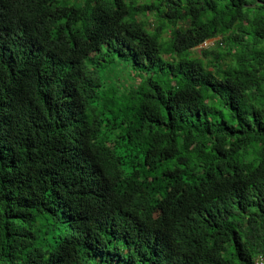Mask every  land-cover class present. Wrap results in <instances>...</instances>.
Instances as JSON below:
<instances>
[{
    "label": "trees",
    "instance_id": "trees-1",
    "mask_svg": "<svg viewBox=\"0 0 264 264\" xmlns=\"http://www.w3.org/2000/svg\"><path fill=\"white\" fill-rule=\"evenodd\" d=\"M259 254L264 0H0V264Z\"/></svg>",
    "mask_w": 264,
    "mask_h": 264
},
{
    "label": "rangeland",
    "instance_id": "rangeland-1",
    "mask_svg": "<svg viewBox=\"0 0 264 264\" xmlns=\"http://www.w3.org/2000/svg\"><path fill=\"white\" fill-rule=\"evenodd\" d=\"M152 20H153V16L148 15V21L152 22ZM217 40H219L218 37L210 40L207 43V45H205L204 47H208V46L215 47L217 45L215 43ZM142 73L144 74L143 71H141L140 69L132 68L131 66L126 64V62L114 63V64L110 65V67L108 68V72L105 75V80L107 82L106 83L107 85L112 83V84H116L118 87H121L122 89H124L122 87V85L124 83L129 84L132 81H134L135 83H138V79L140 77L139 74H142ZM115 78H116V80H114Z\"/></svg>",
    "mask_w": 264,
    "mask_h": 264
},
{
    "label": "built area",
    "instance_id": "built-area-1",
    "mask_svg": "<svg viewBox=\"0 0 264 264\" xmlns=\"http://www.w3.org/2000/svg\"><path fill=\"white\" fill-rule=\"evenodd\" d=\"M255 262L256 264H264V255L263 254L257 255L255 258Z\"/></svg>",
    "mask_w": 264,
    "mask_h": 264
},
{
    "label": "clouds",
    "instance_id": "clouds-1",
    "mask_svg": "<svg viewBox=\"0 0 264 264\" xmlns=\"http://www.w3.org/2000/svg\"><path fill=\"white\" fill-rule=\"evenodd\" d=\"M215 39V38H213ZM212 40V39H210ZM210 40H207L206 42L202 43L200 46H198V48H204L205 45H207V43L210 41Z\"/></svg>",
    "mask_w": 264,
    "mask_h": 264
}]
</instances>
